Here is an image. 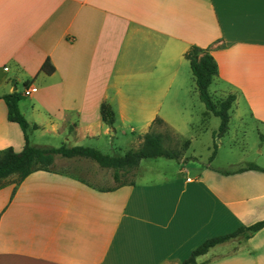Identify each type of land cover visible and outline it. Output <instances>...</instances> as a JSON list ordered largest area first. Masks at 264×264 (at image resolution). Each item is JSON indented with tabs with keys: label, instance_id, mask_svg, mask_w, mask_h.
<instances>
[{
	"label": "crops",
	"instance_id": "crops-1",
	"mask_svg": "<svg viewBox=\"0 0 264 264\" xmlns=\"http://www.w3.org/2000/svg\"><path fill=\"white\" fill-rule=\"evenodd\" d=\"M193 45L217 61L212 95H235L232 113L245 106L264 125V0H0V150L25 147L4 99L14 92L30 141L43 131L72 147L114 134L103 103L116 122H171ZM180 163L112 190L56 169L0 181V264H179L264 219V171L208 164L190 176ZM197 264H264V228Z\"/></svg>",
	"mask_w": 264,
	"mask_h": 264
},
{
	"label": "rangeland",
	"instance_id": "rangeland-1",
	"mask_svg": "<svg viewBox=\"0 0 264 264\" xmlns=\"http://www.w3.org/2000/svg\"><path fill=\"white\" fill-rule=\"evenodd\" d=\"M187 67L186 76L181 75L186 80L178 94L176 116L166 125L156 123L152 128V131L164 134L165 146L174 150L178 158L143 159L133 173L123 177L124 181H157L181 169V161H185L190 176L196 175L199 167L208 164L228 170L249 164L264 166V125L254 120L247 108L242 106L241 117L230 110L229 129L220 135L221 119L209 111L200 99L191 67L189 64ZM215 89L216 84L212 83L211 94H215ZM227 97V94L214 96L217 100ZM165 111L166 107L163 109ZM113 130L114 134L101 133L98 138L84 140L80 145L96 148L105 154H125L140 147L144 135L150 131V125L138 119L121 122L118 118ZM31 143L59 147L64 139L61 134L37 131L32 135ZM72 144H75L74 141L69 143ZM54 168L78 176L99 188L106 189L117 184L112 168H102L91 159L58 156Z\"/></svg>",
	"mask_w": 264,
	"mask_h": 264
},
{
	"label": "trees",
	"instance_id": "trees-1",
	"mask_svg": "<svg viewBox=\"0 0 264 264\" xmlns=\"http://www.w3.org/2000/svg\"><path fill=\"white\" fill-rule=\"evenodd\" d=\"M185 57L190 62L200 99L204 102L209 111L213 112L221 119L219 134H225L229 129L231 118L230 110L236 100V96L230 94L225 99L217 100L211 94L209 88L215 76L218 74V64L215 57L206 49L193 45L187 51ZM42 70L48 74H52L55 71V67L48 59L44 63ZM20 98L21 95L18 92L6 94L4 96L8 106L9 120L18 123L24 132L25 147L21 152L15 151L13 147L0 150V181L11 175H17L18 182H22L29 175L39 170L55 171L54 167L58 156L68 159L85 158L95 161L102 168H112L114 170V179L117 184L107 188L112 190L123 184H134L135 182L133 180L124 181L123 177L133 173L134 170L139 167L143 159L178 158L174 150L165 146L164 134L152 130L144 135L143 142L138 149L129 150L125 154H105L96 148L88 146L71 147L63 144L59 147H54L33 145L28 134L31 125L19 108ZM101 115L103 121L113 128L116 122V113L110 104L103 103L101 105ZM156 123L165 124L163 120L158 118L155 120L152 127H154ZM34 128L37 129L38 125L35 124ZM246 169L264 171V168L256 164H250ZM263 228L264 219L249 226H242L232 233L209 238L195 248L191 255L182 261L181 264H197V257L207 253L212 247L233 238L248 237Z\"/></svg>",
	"mask_w": 264,
	"mask_h": 264
},
{
	"label": "built area",
	"instance_id": "built-area-1",
	"mask_svg": "<svg viewBox=\"0 0 264 264\" xmlns=\"http://www.w3.org/2000/svg\"><path fill=\"white\" fill-rule=\"evenodd\" d=\"M31 93V87H27L25 90V94H30Z\"/></svg>",
	"mask_w": 264,
	"mask_h": 264
}]
</instances>
